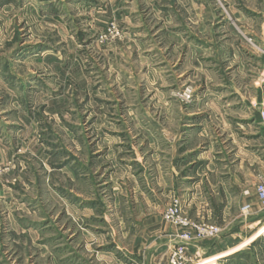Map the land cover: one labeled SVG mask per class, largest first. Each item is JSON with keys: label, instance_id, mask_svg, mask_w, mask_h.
<instances>
[{"label": "rangeland", "instance_id": "374dc122", "mask_svg": "<svg viewBox=\"0 0 264 264\" xmlns=\"http://www.w3.org/2000/svg\"><path fill=\"white\" fill-rule=\"evenodd\" d=\"M263 76L264 0H0V264H264V174L229 208L187 179L205 91ZM169 207L218 234L193 240Z\"/></svg>", "mask_w": 264, "mask_h": 264}, {"label": "crops", "instance_id": "0c3cea01", "mask_svg": "<svg viewBox=\"0 0 264 264\" xmlns=\"http://www.w3.org/2000/svg\"><path fill=\"white\" fill-rule=\"evenodd\" d=\"M239 71L243 73V70H240V66L236 72L239 73ZM254 87L251 91H247L246 95L238 88L235 89V92L219 91L214 94L211 93V90L207 89L203 94L205 101L202 107L204 109L202 111L207 113V115L203 119L190 121V127L193 125L192 122H198L197 124L204 128L202 131L197 132V136L194 133V137L200 141L203 139L206 143V150L194 159L200 164L192 168L190 177H187V179H191L194 175L198 174L201 178L197 186L201 185L202 189L206 191V195H209L210 200L219 201V198L222 197L220 203L225 208L232 206V202L234 205L238 204V202H250L249 199L255 194L254 175L258 172L264 174V164L256 157L254 148H249V144H245L244 135L241 134L242 137H239L228 125V123H233L230 116L243 120V117L240 118L238 116L244 114L245 110H250L251 117L254 116L255 118V121H251V124L255 123L258 126L257 131L251 129L249 132L252 134L251 136L255 135L257 137L254 142L251 141L252 145L250 146L255 145L258 148V144L262 142L261 149L264 152V128H261L258 117V111L264 104V89L259 84H255ZM233 94L236 95L233 99L234 101H229L230 103L221 102V100H225L229 95ZM236 106L240 108L238 113L233 112L234 109H237ZM196 107L194 108V114L199 109L198 106ZM199 111L201 110L199 109ZM212 124L220 127L223 135L220 141L216 139L214 146L213 142L207 138V128ZM190 164L192 162H189L187 165ZM179 183L180 187L184 186V182L179 181ZM186 186V189H189V185ZM233 192L235 193L234 196L232 195ZM244 192H247V194L245 193L244 195ZM261 218L257 217L253 222ZM241 234H243L242 231Z\"/></svg>", "mask_w": 264, "mask_h": 264}, {"label": "built area", "instance_id": "2783aa9c", "mask_svg": "<svg viewBox=\"0 0 264 264\" xmlns=\"http://www.w3.org/2000/svg\"><path fill=\"white\" fill-rule=\"evenodd\" d=\"M257 196L258 200L260 201L261 205L264 207V184H259L257 186ZM249 206H243L241 211L244 215H248L249 213ZM166 220L168 222H171L174 225L177 226H182V227H187L188 225L190 228H192L195 232V237L194 239L190 236L188 233H184L179 236V243L181 245H186L188 242H190L192 239L193 240H202L206 238H213L216 236L219 232L218 228L216 227H209L203 224H195V223H188L187 221L183 220L178 216L177 209L176 207H169L167 209L166 213Z\"/></svg>", "mask_w": 264, "mask_h": 264}]
</instances>
